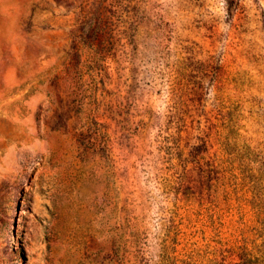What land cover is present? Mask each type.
Segmentation results:
<instances>
[{
    "label": "rangeland",
    "instance_id": "374dc122",
    "mask_svg": "<svg viewBox=\"0 0 264 264\" xmlns=\"http://www.w3.org/2000/svg\"><path fill=\"white\" fill-rule=\"evenodd\" d=\"M0 264H264V0H0Z\"/></svg>",
    "mask_w": 264,
    "mask_h": 264
}]
</instances>
